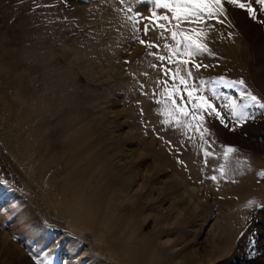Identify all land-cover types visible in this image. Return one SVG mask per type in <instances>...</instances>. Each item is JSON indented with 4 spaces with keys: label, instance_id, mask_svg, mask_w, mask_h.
I'll use <instances>...</instances> for the list:
<instances>
[{
    "label": "rangeland",
    "instance_id": "obj_1",
    "mask_svg": "<svg viewBox=\"0 0 264 264\" xmlns=\"http://www.w3.org/2000/svg\"><path fill=\"white\" fill-rule=\"evenodd\" d=\"M240 2L0 0V264H264V4Z\"/></svg>",
    "mask_w": 264,
    "mask_h": 264
},
{
    "label": "snow or ice",
    "instance_id": "obj_2",
    "mask_svg": "<svg viewBox=\"0 0 264 264\" xmlns=\"http://www.w3.org/2000/svg\"><path fill=\"white\" fill-rule=\"evenodd\" d=\"M153 2H154V6L157 8L170 9L174 13V18L177 21H180L182 17L187 19L190 16H195L197 18V20H199L201 18V14L204 13L205 11H207L209 17H212L214 15V13L212 11L213 6L215 8V11L218 13H223V11H224L221 0H176L175 7H173L170 3H168L167 0H153ZM228 3L235 5L241 9L247 8L248 14L250 16H253L254 18H255V13L258 11L257 9H255L251 6V3L245 4L243 2H240V0H228ZM252 3L264 4V0H252ZM152 17H156L155 12H153L150 17H145V19H148L150 22L153 23V28H149L148 25H143V29L145 31V34H147L149 31L154 30V28L164 29L165 25L159 24L158 20L159 19H163V20L169 19L168 16H162V17H158L156 21H153ZM218 22L222 23L223 21H218ZM176 36H177V33L173 32L172 33L173 39H175ZM185 39L187 40L190 38L185 37ZM139 42L141 44H147L149 47H156V45H153V44H151L145 40H140ZM179 43H180V41H177V44H179ZM191 48H195V50L197 52L206 51L205 46L199 45L195 41H192L191 43L186 45V51H187V49H191ZM188 54L191 55L192 53L189 52ZM157 58L161 59V60L165 59V57H157ZM183 63L187 64L188 61H183ZM193 66L196 67L197 69H199L201 67H208V65H201L199 63H194ZM153 67H155V65ZM168 71H169L168 69H164L165 75L168 74ZM179 71H180V69L177 68L176 69V75L179 74ZM188 75L189 76L192 75L190 70L188 71ZM173 78H175V76ZM221 81L224 82L223 78H221ZM180 83L186 84V81L183 77H180ZM237 83H239L240 85L245 84V82L243 80H239V81H237ZM229 86H231L230 83H229ZM185 91H187V95H188L189 99L191 100L193 98V93L196 90L195 89L188 90L187 88H185ZM242 95H244V94L242 93ZM246 95L248 96L250 102L259 104V106L261 108H264V103H261L260 100L257 98V96H255L251 93H247ZM169 96H171V93H169ZM172 103H173V105H175V100H173ZM196 107L203 109V110H207L209 115L214 114L217 118H221L220 111H218L216 109V107L206 97H199L198 98V104L196 105ZM177 110L182 112L185 116L188 115L187 111L183 107L178 108ZM239 115H240V119L242 121H247L249 119L248 115L244 112H240ZM202 119H203V117H201V120ZM233 151H235L234 148L228 147L225 155H227L228 152H233ZM213 179H215V177H213ZM37 264H41V262L37 261Z\"/></svg>",
    "mask_w": 264,
    "mask_h": 264
},
{
    "label": "bare ground",
    "instance_id": "obj_3",
    "mask_svg": "<svg viewBox=\"0 0 264 264\" xmlns=\"http://www.w3.org/2000/svg\"><path fill=\"white\" fill-rule=\"evenodd\" d=\"M260 54H261V55H260L261 60L264 61V53H260ZM80 213H81V212H80ZM81 215H82V214H81ZM83 216H84V215H83ZM8 254H9V255H7V256H11V255H12V256H16L17 260H21V255H20V254H16V253L14 254V251H12V250H11V251L9 250ZM10 254H11V255H10ZM11 261H12V260H11Z\"/></svg>",
    "mask_w": 264,
    "mask_h": 264
}]
</instances>
